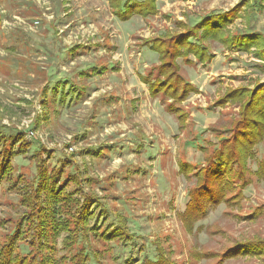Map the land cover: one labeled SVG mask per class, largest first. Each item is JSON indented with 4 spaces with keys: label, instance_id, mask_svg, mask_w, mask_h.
I'll return each mask as SVG.
<instances>
[{
    "label": "rangeland",
    "instance_id": "374dc122",
    "mask_svg": "<svg viewBox=\"0 0 264 264\" xmlns=\"http://www.w3.org/2000/svg\"><path fill=\"white\" fill-rule=\"evenodd\" d=\"M240 1L155 0V15L122 20L113 14L109 0H0V126L25 134L31 143L28 157L37 149L34 142L39 143L51 151L50 157L41 153L49 163L76 164L86 176L98 179L100 189L94 191L114 211L110 220L126 219L138 237L132 246L138 260L141 241L151 254V241L158 237L181 264H264V257L218 262L236 241L264 239V183L256 177L232 208L208 205L192 232L177 216L185 209L191 185L180 163H202L197 143L214 141L210 129L237 116L239 105L219 107L215 102L228 89L250 90L264 81V9L246 6L229 27L257 36L261 45L248 53L231 54L210 42L214 58L209 63L176 60L180 74L195 89L179 111H169L171 101L151 96L141 80L158 65L145 40L179 34L181 24L226 12ZM93 68L90 76L79 75ZM58 81L77 86L80 93L82 88L80 98L61 106L52 103L50 91ZM99 150L109 151L97 156ZM256 158L264 160V141L256 148ZM12 164L15 177L25 171L28 180L36 172L27 157L13 158ZM250 168L255 170L256 164ZM110 175L115 181L111 185L106 181ZM19 203L16 190L3 183L0 222L17 216ZM6 230L0 225V238ZM130 251L118 248V262ZM197 253L205 257L197 260Z\"/></svg>",
    "mask_w": 264,
    "mask_h": 264
},
{
    "label": "trees",
    "instance_id": "16d2710c",
    "mask_svg": "<svg viewBox=\"0 0 264 264\" xmlns=\"http://www.w3.org/2000/svg\"><path fill=\"white\" fill-rule=\"evenodd\" d=\"M109 2L113 14L122 20L132 15L152 16L156 12L155 0ZM246 6L262 11L264 0H241L226 12L209 13L194 24H181L179 34L167 33L145 40L143 44L158 56L155 71L141 77L148 93L171 101L168 109L175 113L195 91L180 74L176 64L178 58L201 65L209 63L214 58L210 42L220 44L223 51L231 54L248 53L251 48L261 45L256 35L234 33L229 28ZM260 59L264 62L263 54ZM95 70L79 75L85 78ZM77 88L67 82L54 83L50 91L51 102L56 101L61 106L72 97L79 99L83 89L80 93ZM56 93L59 96L56 97ZM232 104L239 105L237 116L226 126L210 129L214 141L197 143L202 152V163L179 165L183 177L191 184L186 190L185 209L177 214L187 232H192L194 225L205 217L208 205L224 204L232 208L242 199V190L251 184L253 178L264 183V160L256 158V148L264 141V81L250 90L243 87L228 89L215 102L219 107ZM34 144L37 149L28 157L31 143L26 142L25 134L0 126V186L7 183L16 190L21 209L12 220L0 222L1 228L7 229L0 238V264H181L174 259L170 245L164 248L158 237L151 241L154 246L151 254L141 241V248H136L143 252L138 260L132 253V246L136 244L133 240L138 237L131 234L126 219L110 220V212L114 211L94 191L100 189L99 180L86 176L76 164L62 160L49 163L41 153L48 155L51 151L39 143ZM84 152L89 154L91 150L85 149ZM104 152L99 150L96 154H107ZM18 156L32 160L36 171L32 178L26 180L25 171L14 176L12 160ZM252 163L256 164L255 170L250 168ZM106 181L110 185L115 182L112 175ZM19 185L21 187L17 188ZM114 215L120 218L118 213ZM120 247H131V251L118 262L120 257L116 250ZM58 252L61 253L59 256L56 255ZM197 254V260L205 257V253ZM245 257L263 258L264 239L236 241L219 255L218 262Z\"/></svg>",
    "mask_w": 264,
    "mask_h": 264
}]
</instances>
